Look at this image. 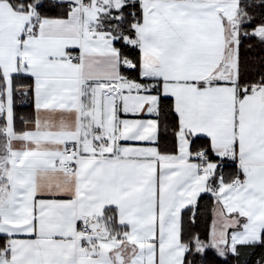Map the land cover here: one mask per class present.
Returning <instances> with one entry per match:
<instances>
[{
    "label": "snow or ice",
    "instance_id": "1",
    "mask_svg": "<svg viewBox=\"0 0 264 264\" xmlns=\"http://www.w3.org/2000/svg\"><path fill=\"white\" fill-rule=\"evenodd\" d=\"M0 264H264V0H0Z\"/></svg>",
    "mask_w": 264,
    "mask_h": 264
},
{
    "label": "trees",
    "instance_id": "2",
    "mask_svg": "<svg viewBox=\"0 0 264 264\" xmlns=\"http://www.w3.org/2000/svg\"><path fill=\"white\" fill-rule=\"evenodd\" d=\"M203 203H207L205 200ZM204 216H203V225H210L211 224V210L210 207L203 209Z\"/></svg>",
    "mask_w": 264,
    "mask_h": 264
}]
</instances>
